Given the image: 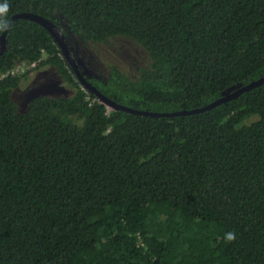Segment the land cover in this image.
<instances>
[{
  "label": "trees",
  "instance_id": "16d2710c",
  "mask_svg": "<svg viewBox=\"0 0 264 264\" xmlns=\"http://www.w3.org/2000/svg\"><path fill=\"white\" fill-rule=\"evenodd\" d=\"M20 13L138 45L150 63L135 75L85 72L133 109L202 108L264 77V0H0V48ZM23 66L54 67L73 95L21 113ZM0 264H264V84L189 116L113 110L43 26L16 20L0 56Z\"/></svg>",
  "mask_w": 264,
  "mask_h": 264
},
{
  "label": "rangeland",
  "instance_id": "374dc122",
  "mask_svg": "<svg viewBox=\"0 0 264 264\" xmlns=\"http://www.w3.org/2000/svg\"><path fill=\"white\" fill-rule=\"evenodd\" d=\"M66 41L71 51L80 58V63L87 66V70L89 69L93 76H97L100 80L108 77L112 67H117L126 75H135L139 68L150 63L148 55L127 39H114L107 44H85L77 41L70 34L66 36ZM16 72L21 74L24 72L27 76L13 91V99L15 96L21 113H24L31 101L37 97L65 98L73 95V88L54 67L45 66L35 69L23 66Z\"/></svg>",
  "mask_w": 264,
  "mask_h": 264
},
{
  "label": "water",
  "instance_id": "95a60500",
  "mask_svg": "<svg viewBox=\"0 0 264 264\" xmlns=\"http://www.w3.org/2000/svg\"><path fill=\"white\" fill-rule=\"evenodd\" d=\"M19 19H27L33 22H36L43 26L49 34L54 38L55 42L58 44L59 48L62 51L63 57L66 60V62L69 64L70 68L72 69L75 77L77 80L80 82V84L87 90L90 94L96 96L103 104L108 106L109 108L113 110H123L125 112L131 113V114H136V115H143V116H151V117H166V118H174L178 116H189V115H194V114H200L204 113L206 111H210L212 109H215L216 107L227 103L233 99L238 98L245 92H249L257 87H260L264 84V77L253 81L247 86L241 87L238 90H236L233 93L224 95L220 99L216 100L215 102L202 107V108H196L193 110H183L175 113H155V112H150V111H144V110H137L133 109L130 107L122 106L117 104L115 101L109 99L106 97L104 94H102L97 87L93 86L87 78L84 76V74L79 70L78 64L76 60H74V55L70 49V47L67 44L66 41V35L63 33L62 29L57 26L54 22L51 20H48L44 17H41L37 14H32V13H20L12 17L11 21L5 28V31L1 37V48H0V56L6 51V36L13 25V23L16 20Z\"/></svg>",
  "mask_w": 264,
  "mask_h": 264
},
{
  "label": "flooded vegetation",
  "instance_id": "af4514ba",
  "mask_svg": "<svg viewBox=\"0 0 264 264\" xmlns=\"http://www.w3.org/2000/svg\"><path fill=\"white\" fill-rule=\"evenodd\" d=\"M74 55V54H73ZM74 60H76V62H77V64H78V68H79V70L84 74V76L88 79V76H87V74L89 75V72H88V70H87V66L85 67V66H83L78 60H77V57H75V55H74ZM85 72H87V74L85 73Z\"/></svg>",
  "mask_w": 264,
  "mask_h": 264
},
{
  "label": "clouds",
  "instance_id": "9594fccd",
  "mask_svg": "<svg viewBox=\"0 0 264 264\" xmlns=\"http://www.w3.org/2000/svg\"><path fill=\"white\" fill-rule=\"evenodd\" d=\"M229 238H230V239H234V236H230Z\"/></svg>",
  "mask_w": 264,
  "mask_h": 264
}]
</instances>
